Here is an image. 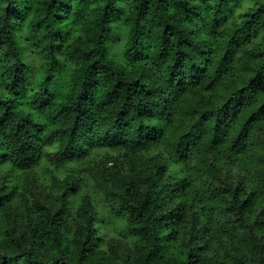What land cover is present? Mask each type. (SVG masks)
Segmentation results:
<instances>
[{
    "label": "trees",
    "instance_id": "obj_1",
    "mask_svg": "<svg viewBox=\"0 0 264 264\" xmlns=\"http://www.w3.org/2000/svg\"><path fill=\"white\" fill-rule=\"evenodd\" d=\"M0 264H264V0H0Z\"/></svg>",
    "mask_w": 264,
    "mask_h": 264
},
{
    "label": "rangeland",
    "instance_id": "obj_2",
    "mask_svg": "<svg viewBox=\"0 0 264 264\" xmlns=\"http://www.w3.org/2000/svg\"><path fill=\"white\" fill-rule=\"evenodd\" d=\"M55 147H50L47 149L45 157L43 159L44 168L54 170V152ZM102 221L98 222V230L101 236H104L106 240L113 236H119L123 232V224L120 218L114 217L104 211L101 214ZM105 218V219H104Z\"/></svg>",
    "mask_w": 264,
    "mask_h": 264
}]
</instances>
